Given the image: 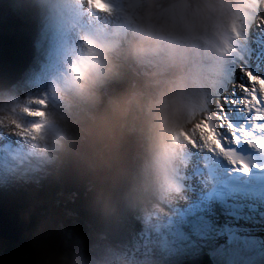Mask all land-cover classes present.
<instances>
[{
	"label": "clouds",
	"instance_id": "clouds-1",
	"mask_svg": "<svg viewBox=\"0 0 264 264\" xmlns=\"http://www.w3.org/2000/svg\"><path fill=\"white\" fill-rule=\"evenodd\" d=\"M35 3L68 39L59 67L38 93L0 90V128L23 133L41 165L55 162L86 120L136 122L142 155L121 195L135 207L163 211L183 198L189 145L197 137L201 147L227 162L212 118L221 119L215 109L224 111L219 97L236 80L237 69L249 83L264 86V74L249 65L247 44L256 21L264 26V0ZM126 78L134 87L105 99L108 87ZM254 119L264 120V112ZM253 146L264 151V139Z\"/></svg>",
	"mask_w": 264,
	"mask_h": 264
},
{
	"label": "trees",
	"instance_id": "trees-1",
	"mask_svg": "<svg viewBox=\"0 0 264 264\" xmlns=\"http://www.w3.org/2000/svg\"><path fill=\"white\" fill-rule=\"evenodd\" d=\"M133 87L134 81L131 78L114 82L106 90L105 99L109 96H118ZM75 132L79 135L77 140L79 153L74 155L70 151L63 152L60 168L48 173L41 184L33 182L34 186H23L22 201L10 205L9 208L24 210L28 217L25 229L26 238L20 245L9 243L2 249L0 264H21V262L37 264V258L34 256L30 259L20 258L17 250L26 244L27 238L40 236L37 224L42 222L49 212H58L57 208L70 217L67 222L71 225L75 223L82 231L93 224L97 233L104 236V230L100 232L99 224H106L105 229L108 227V230L105 232L111 237L114 233L113 220L116 209L123 208L127 211L133 209V205L122 198L121 192L125 178L130 171V161L140 152L139 125L136 122H126L121 125L111 119H98L95 123L86 120ZM112 169L114 174L111 173ZM95 170L100 172L97 175L101 179L93 180V187L90 189L95 196L92 204H96L98 211H90L86 215L87 209L83 205L88 204L87 200L91 192L82 191L83 186L80 183L78 185L77 182ZM41 240L48 254L45 264H60L59 257L65 253L61 247L63 248V244L70 247L71 243L58 241L46 235ZM77 253H82V251L78 250ZM215 254L220 258L221 253Z\"/></svg>",
	"mask_w": 264,
	"mask_h": 264
},
{
	"label": "rangeland",
	"instance_id": "rangeland-1",
	"mask_svg": "<svg viewBox=\"0 0 264 264\" xmlns=\"http://www.w3.org/2000/svg\"><path fill=\"white\" fill-rule=\"evenodd\" d=\"M44 14L46 15V13L44 12ZM46 20L44 19L43 21V26H44V32H46V27L48 28H53L56 29V26L52 20H50V18L46 15ZM254 26V25H253ZM252 26V28H254ZM61 30V28H59ZM255 32V31H254ZM54 33H53V37H54ZM67 34L63 31H61V34L59 36H57V38L54 37L49 39V41H47V44L49 46H51V48L53 49L52 51L49 52H42L41 54L36 56V61H34V63L32 64V66L35 68L33 69V71H29V75L25 78V80L22 82V84L20 85H16L13 86L11 89L15 90L16 92L20 93V94H24L26 92H36L38 93L41 89H43V86L45 87L49 81V79L51 78L53 71H55L58 67H59V58H60V52H61V48H62V42H65L66 40ZM62 41V42H61ZM237 79H243V80H247L246 77H244L242 74L239 73V70L237 69ZM43 86H42V84ZM233 84L229 85L230 89H234L232 87ZM29 88L28 90H26L25 88ZM221 94L219 99L222 98ZM224 98V97H223ZM221 102V100H219V103ZM79 135L75 132L73 134V138L67 142V146L66 148L61 151L64 152L65 150L67 151H71L73 153H78L80 150V148L77 146V140H78ZM1 139H4L5 141L7 140V142L2 141ZM18 139V140H17ZM15 139V137L12 136V134L8 133L5 129L0 128V150L4 151L7 150V148L9 147V142H18L20 141H25L22 138H17ZM98 139L100 141L101 138L98 137ZM95 143V142H94ZM25 144L28 146V144L25 142ZM98 145L100 146V144L98 143ZM192 146V145H189ZM58 153V159L51 163V165L47 166V168L44 170V174L47 175L49 173V170L52 169H56V168H60V163L62 160V153ZM7 157H13V161L16 164H19V162H17V160L14 159V154L13 153H9L6 152L5 154ZM139 161V159H138ZM19 165H14V168H17ZM20 168V167H19ZM0 169H2V167H0ZM113 169L111 170V173H113ZM7 175H9L8 177V183L7 184H2V185H10L13 188L15 187H19L20 186V182H21V178L19 175L21 174H13L10 172V170H6ZM100 172L95 170L92 172H89V174H87L85 176V178L79 180L77 183L79 185V183L83 186L85 191H89L91 192L90 198L89 200H87V205H83L84 208H86V215L87 213H89L90 211H98V208L96 207V204H92L93 200L95 199V196L92 192V183L93 180L98 181L99 179H101L97 174H99ZM43 174V175H44ZM114 174V173H113ZM43 175H34L33 177L38 178V177H43ZM45 175L43 178H45ZM109 176V175H108ZM16 178V179H15ZM87 178V179H86ZM90 178V179H89ZM99 178V179H98ZM91 181H89V180ZM24 180V179H23ZM22 180V181H23ZM108 182L109 179H108ZM27 183V182H26ZM91 183V184H90ZM111 183V182H110ZM87 184V185H85ZM1 185V186H2ZM5 189H7V186L5 187ZM88 194V193H87ZM6 200L2 202L3 206H7L8 202L10 201L9 198L5 197ZM183 199V198H182ZM85 201V199L83 200ZM175 203H172L170 206H172L175 209ZM169 206V205H166ZM59 207V206H58ZM1 209V207H0ZM93 209V210H92ZM4 210H6V208H4ZM58 212H49L45 217L44 220L42 222H39L37 224L38 229L40 230V236L37 238L34 237H30L27 238L26 240V244L21 247V249L17 250V255L21 256L20 258H27L30 259L32 258V256H34L35 258H37L36 262L37 264H45L46 260V251L44 249L43 246V242L41 239H43L45 237V235L47 237H51V238H56V240L58 241H62V242H70L71 246L67 247L65 244H63V248L61 247L62 251L65 252L63 253V255L61 257H59V262L60 264H113L112 263V258H118V251L113 250L111 252V249L108 248V244L107 242H103V237L101 236V234L97 233L96 227H94V225H89L88 227H85V230L82 231L80 230L77 225L75 223H73L71 225L70 222H67V219H69L70 217L64 213L63 211L59 210L57 208ZM170 210H165L163 208V211H159L157 208L155 207H145V208H141V207H137V212L134 213V215L132 216H128L129 220L134 219L135 216H137L140 220H151L153 222H155L158 218H159V214L157 212H161L162 215L161 217H163V215L169 214ZM80 212H83V210H80ZM103 216V215H102ZM105 218V216H103ZM140 223L144 224L143 221H140ZM259 224L256 225V230H258L261 234L264 233L263 229H261L259 227ZM262 225V224H260ZM72 226V227H71ZM264 227V226H263ZM105 226L104 224L100 223L99 224V230L101 232V230H104ZM153 230L155 231V233H157V228L153 227ZM140 231H144V229H140ZM264 234H262L263 236ZM26 238V237H25ZM41 238V239H40ZM144 237H138L136 236V242H140L142 243L143 247H144ZM8 242H6L5 240L0 238V251L2 249H4L5 247L8 246ZM264 245V244H263ZM262 245V246H263ZM186 248V246H182L181 248H179V250H182ZM78 250H81L82 253H77ZM157 250V249H156ZM159 253H163L164 251L162 250H157V252H154V254H152L151 256L154 257H159ZM111 255V256H110ZM139 259V257H137ZM144 258V257H143ZM142 258V259H143ZM123 263L124 261L127 264H135L134 261V255L132 256H128L126 254H123L121 257ZM154 262H158L159 258H153ZM21 264H25L23 262H21Z\"/></svg>",
	"mask_w": 264,
	"mask_h": 264
},
{
	"label": "water",
	"instance_id": "water-1",
	"mask_svg": "<svg viewBox=\"0 0 264 264\" xmlns=\"http://www.w3.org/2000/svg\"><path fill=\"white\" fill-rule=\"evenodd\" d=\"M37 15L35 0H0V90L11 89L30 67ZM26 225L24 212L4 211L0 215V238L20 245L25 240ZM192 264L211 262L205 257Z\"/></svg>",
	"mask_w": 264,
	"mask_h": 264
},
{
	"label": "bare ground",
	"instance_id": "bare-ground-1",
	"mask_svg": "<svg viewBox=\"0 0 264 264\" xmlns=\"http://www.w3.org/2000/svg\"><path fill=\"white\" fill-rule=\"evenodd\" d=\"M37 9L39 11V13H44L41 9H39L38 5H37ZM41 10V11H40ZM42 18L41 15H39V18ZM41 21H43V19H41ZM42 22L39 23V26L37 28V31H36V36H35V44L33 45V48H34V52L35 53H39L41 54L42 52H49L52 51L53 49L51 48V46H49L47 44V40L48 38H50L52 35L49 33V32H44L43 29H42ZM256 27H255V31H256ZM249 35V34H248ZM260 36V35H259ZM261 37V36H260ZM252 38V37H250ZM38 39V40H36ZM262 41L264 42V38H262ZM62 42V41H61ZM64 43V42H63ZM62 43V44H63ZM248 49L249 50H252V49H255V46H252V43L248 45ZM32 51L33 49H31V54H32ZM248 81V79H247ZM246 82H243V85H245ZM42 84V83H41ZM43 86V84H42ZM44 88V86H43ZM26 90H28L29 88H25ZM232 95H234V98H237L239 97V91L238 90H234L231 92ZM232 98V97H231ZM225 112H226V109H225ZM23 135V133L21 134ZM21 135H14L12 134L13 137H15V139L17 138H21ZM2 141L6 142L4 139H1ZM18 140V139H17ZM26 141H21L19 142L18 144H21L19 146H17V149H18V153H19V159L17 162H19V164H16L12 159L13 158H10V157H7L1 150H0V167H2V169H0V188L1 190L4 189L5 187L1 186L2 184H7L8 183V177L9 175H7L6 173V170H10V172L12 173V175L15 173V174H27L29 176H34V175H43L44 174V170L47 168V166L51 165V164H44V165H41L38 160L31 154L30 152V146H25ZM196 143L198 144L199 147H201V142L199 141V138L197 137L196 138ZM9 144H13L12 141L9 142ZM1 146V145H0ZM25 146V147H24ZM16 150V149H15ZM7 151H9L10 153H12L14 151V147H9L7 149ZM30 156H28L27 152ZM14 153V152H13ZM17 151H16V154L18 155ZM192 153V150L189 148V153L190 154ZM14 165H21L20 168L17 167V168H14ZM16 179V178H15ZM22 181V180H21ZM7 191V190H6ZM176 204V206L178 208H181L185 205V201L182 200V199H178L177 201L174 202ZM12 204H14L12 202ZM11 204V205H12ZM206 206V205H204ZM19 212H21V210L19 209ZM159 214V219H157L155 222H153L152 220H143L145 226H148V228L146 230L143 231V237H147L149 238L150 241H156L157 238H153V235L155 234V231L153 230V227H156L157 230H160V227H161V224L160 222L161 221V215L162 213L161 212H157ZM4 213H0V215H2ZM20 216V215H18ZM239 219L244 221V222H247L250 224V230H249V234L250 235H255V231L256 229L254 228L255 225H258V222L259 221H256V215L255 213H249L247 214V211H244L242 213H239ZM222 220L224 222H228L229 225H233L235 223V221H233L231 218H229L228 216L224 215ZM217 221H219L217 219ZM135 224L137 226H140V224L136 221V220H133V221H129L128 224H131L132 225ZM264 226V223H262L261 227L262 229L264 230L263 228ZM137 229V227H136ZM203 230L201 229V232H199V236H202V238L200 239V243L201 244H206L208 242V237L206 235V232H202ZM195 235L192 240L194 238H196ZM148 242V240H147ZM185 240L182 239L180 242H177V244H175L174 246L178 247L180 244L183 245L182 243H184ZM119 249H121V247L118 246ZM112 249L116 251L115 248L111 247V252H112ZM157 250H159V248H156ZM152 250V249H149L148 248V251L150 252H157V250ZM191 254V252H189ZM123 253L119 251L118 253V258H112V263L113 264H127L125 261L123 263L121 257H122ZM129 257L131 255H128ZM133 257V256H132ZM136 257V256H134ZM150 263H154L153 261L150 260Z\"/></svg>",
	"mask_w": 264,
	"mask_h": 264
},
{
	"label": "snow or ice",
	"instance_id": "snow-or-ice-1",
	"mask_svg": "<svg viewBox=\"0 0 264 264\" xmlns=\"http://www.w3.org/2000/svg\"><path fill=\"white\" fill-rule=\"evenodd\" d=\"M90 2V5L93 4V3H96V0H89ZM96 6L97 7H106V5L103 4V0H99L98 3H96Z\"/></svg>",
	"mask_w": 264,
	"mask_h": 264
}]
</instances>
